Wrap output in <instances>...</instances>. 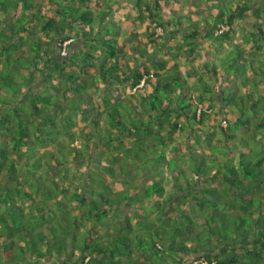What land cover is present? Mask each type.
<instances>
[{
    "label": "trees",
    "instance_id": "obj_1",
    "mask_svg": "<svg viewBox=\"0 0 264 264\" xmlns=\"http://www.w3.org/2000/svg\"><path fill=\"white\" fill-rule=\"evenodd\" d=\"M206 2L0 0V264H264V0Z\"/></svg>",
    "mask_w": 264,
    "mask_h": 264
},
{
    "label": "rangeland",
    "instance_id": "obj_2",
    "mask_svg": "<svg viewBox=\"0 0 264 264\" xmlns=\"http://www.w3.org/2000/svg\"><path fill=\"white\" fill-rule=\"evenodd\" d=\"M167 2L170 1L171 5L173 6L174 10H176L178 12V14H181V15H189V16H192V19L194 21H196L197 19H199L201 16L199 15V13L197 12V6L195 4V0H166ZM198 2V4H202L204 6V8H207L209 7V3L206 2V0H196ZM134 3H135V0H116V3L114 4V7L115 8H118L119 6V15H121L122 17H125V15L129 16L130 17V20H132V22H130L129 24L125 21H122L121 19H117V22L119 21L120 23V27H121V30L123 32H125L126 30H135L136 32H138L140 35H143L145 32H146V25L149 23H146L145 24H141V23H134L133 19L134 17L136 16L137 14V10L134 8ZM166 9V8H165ZM204 15H208L207 13H205ZM200 16V17H199ZM168 17H173V16H168ZM205 18H208V16H203L201 18L202 19H205ZM184 21V20H183ZM186 26H189V24L187 22H183ZM184 27V26H183ZM158 31V34L159 35H162V31L161 30H157ZM123 34V33H122ZM124 36H122L121 38H123ZM128 38V35L125 36V39ZM242 34L238 37H236V40L241 43L242 42ZM129 39V38H128ZM179 39L182 40L183 39V36L180 35L179 36ZM130 41V39H129ZM124 41H122L121 43H123ZM130 43V42H129ZM177 43V42H175ZM174 43V44H175ZM131 44V43H130ZM173 44V45H174ZM133 45V44H132ZM75 46H78V45H75ZM145 48V46H143ZM148 47L150 48H154V50H156V46L155 45H149ZM175 54V52H174ZM183 70H189L190 69V66L187 65L185 62H181V66H180ZM195 68V67H194ZM127 92V94H130L132 92H130L129 89H126L125 90ZM207 105H208V102L202 107L199 106V110L200 108L202 107L203 109H206L207 108ZM208 110V113H211L212 114V119L210 120V128H209V132H212V133H215V144L217 143V145L221 146V138L222 136H220L219 134V131L217 130V126L218 124L220 123L222 125V127H225V124H224V121H220L221 117L217 116L215 114V112H212L211 110ZM199 113V112H198ZM213 142V141H212ZM177 145V144H175ZM183 149V148H182ZM184 150V149H183ZM199 152L200 153H203L205 154V156L209 159H214V156L211 155L212 153V149L207 147L206 145L204 146V148H198ZM231 153V156L233 157L234 159V163H237L238 161V157L237 155L235 154V151H230ZM171 154L168 153V156H170ZM228 157L227 155H224V154H221L219 155V158L221 160V162H223L222 164H224L225 162H227L228 160ZM182 165V164H181ZM184 168L186 169V171L188 173L189 172V169H188V166L189 164L188 163H185L184 165ZM165 176L167 178V184L168 186L172 184V181L170 180V176L171 174L169 173V171L166 170V173H165ZM192 260H193V256L189 257L187 259V264H192Z\"/></svg>",
    "mask_w": 264,
    "mask_h": 264
},
{
    "label": "built area",
    "instance_id": "obj_3",
    "mask_svg": "<svg viewBox=\"0 0 264 264\" xmlns=\"http://www.w3.org/2000/svg\"><path fill=\"white\" fill-rule=\"evenodd\" d=\"M224 31V29H221L220 33H222ZM201 111V109H200ZM194 264H208V262L206 260H198V261H195Z\"/></svg>",
    "mask_w": 264,
    "mask_h": 264
},
{
    "label": "clouds",
    "instance_id": "obj_4",
    "mask_svg": "<svg viewBox=\"0 0 264 264\" xmlns=\"http://www.w3.org/2000/svg\"><path fill=\"white\" fill-rule=\"evenodd\" d=\"M200 109L203 110L202 107ZM199 113H200V110H199ZM224 124H225V127H227V123L225 121H224Z\"/></svg>",
    "mask_w": 264,
    "mask_h": 264
}]
</instances>
